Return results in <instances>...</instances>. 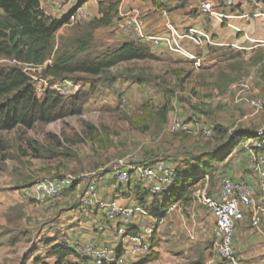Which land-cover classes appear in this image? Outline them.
<instances>
[{
    "label": "crops",
    "instance_id": "crops-1",
    "mask_svg": "<svg viewBox=\"0 0 264 264\" xmlns=\"http://www.w3.org/2000/svg\"><path fill=\"white\" fill-rule=\"evenodd\" d=\"M68 1L40 0V3L48 16L59 20L70 12ZM72 1L75 2V6L85 7L87 11L85 22L91 24L102 16L99 12V2L107 3L113 0ZM214 3L218 10L229 15L224 22L202 14L198 0H168L165 5L159 0H124L121 7L126 10L139 8L143 16L144 32L148 34L166 33L167 22L180 33L194 29L209 34L218 45H209L205 42L197 46L191 40H183V44L202 61L203 65L205 62L211 65L217 56L223 57L225 50L232 51L236 59L225 57L222 60L234 61L232 73L251 80L255 86L252 93L254 96L263 95L264 46L258 45L257 42L264 40V17H255V5L247 1L232 7H220L216 1ZM163 10L167 12V16L163 15ZM115 20L104 28L113 27ZM67 25L69 24L62 28ZM113 38L118 43L117 47L131 41L127 34L118 36L114 33ZM150 48L156 60L160 59L161 53L167 52L164 46ZM186 59L191 66L194 65L192 60ZM188 74L191 77L197 72L192 71ZM231 81L225 83L223 93L229 88ZM225 97L223 100L230 108L226 118H222L218 122L222 124L218 126L223 128L224 132H229L232 123L225 121L231 118L236 120L232 131L241 135L237 144L229 149L227 147L229 140L225 133L223 138L216 136L220 138L216 147L212 150H202L185 159L184 165L180 168L172 166L169 161H163L178 172L197 178L198 184H207L214 194L220 193L223 177L254 183L253 176L247 170L249 153L244 144L254 132L264 129L258 128L264 124V113L252 115L247 104H236L231 89L226 92ZM243 115L250 117L246 120L242 118ZM2 170L1 167L0 172ZM30 183L31 180L17 177V174L11 177L0 176V264H56L57 258L51 253L55 246L73 247L78 243H93L117 247L121 244L122 238L117 232L118 221L107 220L101 210L79 205L78 199L83 189L81 184L71 191H66L61 197L40 203L25 194L24 189ZM98 187L103 200L116 201L122 206L140 207L148 212L144 214L137 211L134 214L128 226L132 230L144 226L154 228L152 253L139 257L126 255V264H142L140 262L152 254H158V258L143 264H228L216 256L213 250L215 217L207 207L194 201L193 196L191 199L187 198L165 206L164 194L150 193L139 181L117 187L114 179L107 174L99 179ZM165 230L169 231L168 235L172 240L170 243L173 247L172 252L165 251L157 241L165 238ZM234 245L240 264H264V226L261 230L253 228L249 212L236 226ZM78 262L79 258L73 254L64 264Z\"/></svg>",
    "mask_w": 264,
    "mask_h": 264
},
{
    "label": "rangeland",
    "instance_id": "rangeland-1",
    "mask_svg": "<svg viewBox=\"0 0 264 264\" xmlns=\"http://www.w3.org/2000/svg\"><path fill=\"white\" fill-rule=\"evenodd\" d=\"M68 24L57 32L48 63L58 55L82 59L117 48L113 27L96 30L85 21ZM223 52V57L217 56L214 63L205 62L200 68L167 51L160 54L159 60L121 64L99 76L69 75L68 79L80 82L78 95L84 101L76 108H69L68 116L51 124L0 131V167L3 168L0 176L17 174L32 183L40 177H62L96 170V167L108 168L129 152L135 154V161L151 158L169 161L180 168L185 159L202 150H212L220 141L215 136L206 137L201 126L191 123L190 118L198 114L202 122L215 130L230 108L223 99L231 85L248 80L252 93L255 88L249 78L232 73L234 61L222 60L233 57L234 53ZM3 66L14 65L11 59L1 58L0 67ZM192 71L197 74L189 77ZM228 81H231L229 88L223 93ZM165 108L168 115L164 119L159 113ZM72 109L78 113L73 114ZM263 113L264 108L258 114H251ZM249 117L242 116L246 120ZM174 119L187 123L189 130H173ZM228 120L225 122L232 123V128L225 137L229 139L236 120ZM258 128H264V124ZM25 151L28 155H24ZM35 151L40 158L34 156ZM2 156L7 159L2 160ZM168 232L165 230V238L157 241L165 251L172 252Z\"/></svg>",
    "mask_w": 264,
    "mask_h": 264
},
{
    "label": "built area",
    "instance_id": "built-area-1",
    "mask_svg": "<svg viewBox=\"0 0 264 264\" xmlns=\"http://www.w3.org/2000/svg\"><path fill=\"white\" fill-rule=\"evenodd\" d=\"M123 1L120 0L118 16L112 28L113 33L118 36L127 34L132 42L149 47L164 46L167 51L192 60L196 68L202 66V61L184 46L183 40H191L197 46H201L205 42L209 45H218V42H215L207 33L194 29L180 33L170 22H167L168 31L164 34L145 33L141 10L139 8L126 10L121 7ZM159 1L165 5L168 0ZM214 1L220 7H232L247 1L255 5V17H264V0H198V7L202 14L221 22H224L229 15L218 10ZM67 5L70 6V23H82L86 20L87 11L83 5L75 6L76 4L72 0H69ZM163 15L167 16L165 10H163ZM257 43L264 46V40H259ZM11 60L14 66H18L30 76L38 97H42L47 90H56L60 95L70 97L81 89L80 82L75 80L57 79L45 75L44 70L48 61L42 65H34L15 59ZM230 89L234 102L247 104L251 108L252 114H258L264 108V96H254L248 80L234 82ZM190 119L191 123L201 126L206 137L214 136L212 126H208L205 121L202 122L201 116L193 115ZM172 127L173 130L181 132L189 130L188 124L179 119H174ZM231 136L237 140L238 135L232 134ZM244 147L249 153L247 170L253 176L254 183L223 177L219 194L212 193L207 184L200 185L193 192L194 201L207 207L215 217L213 250L216 256L228 264H240L234 245V233L236 226L245 218L246 213L250 214L253 228L261 230L264 226V129H260L253 136L248 137ZM134 158L135 154L129 152L117 158L108 168L101 167L62 177H40L25 187L26 195L37 202L44 203L49 199L61 197L69 189L82 184L83 189L78 199L79 205L88 209L101 210L107 220L119 222L117 232L122 238L119 246H99L93 243L75 244L73 249L79 258V262L76 264H126V255L139 257L152 253L154 228L144 226L132 230L128 227L137 211L144 214L148 212L140 207L122 206L116 201L103 200L98 181L106 174L114 179L117 187L127 185L132 181L135 183L139 181L150 193L160 195L172 188L180 173L163 161H135Z\"/></svg>",
    "mask_w": 264,
    "mask_h": 264
},
{
    "label": "trees",
    "instance_id": "trees-1",
    "mask_svg": "<svg viewBox=\"0 0 264 264\" xmlns=\"http://www.w3.org/2000/svg\"><path fill=\"white\" fill-rule=\"evenodd\" d=\"M119 5L120 0L107 3L100 1L99 12L102 16L91 23V28L96 29L111 24L118 16ZM69 17L70 14L58 20L48 16L42 9L40 0H0V59H15L34 65L44 64L50 57L57 32L68 24ZM146 60H156L151 48L129 41L94 57L77 59L73 55H58L54 61L46 65L44 74L57 79H68L69 75L75 74L99 76L121 64ZM79 92L64 97L56 90H47L42 97H38L30 76L18 66L0 67V131H12L17 128L33 129L37 124H51L63 119L68 116L69 108H76L78 103L84 101L82 95H78ZM72 111L73 114L78 113L75 109ZM159 115L165 119L168 109L165 108ZM225 133L220 126L215 127V137L223 138ZM232 134L238 137L237 140L232 136L228 139L229 149L241 139L239 133ZM34 156L41 157L36 151ZM6 159V156H2V160ZM179 173L180 176L175 180L172 188L163 193L165 206L186 200L196 189L193 188L198 184L197 178ZM51 253L57 258L56 264H64L69 256L75 255L73 247L65 245L53 247ZM157 258L158 254H152L140 263Z\"/></svg>",
    "mask_w": 264,
    "mask_h": 264
},
{
    "label": "bare ground",
    "instance_id": "bare-ground-1",
    "mask_svg": "<svg viewBox=\"0 0 264 264\" xmlns=\"http://www.w3.org/2000/svg\"><path fill=\"white\" fill-rule=\"evenodd\" d=\"M232 9V8H231Z\"/></svg>",
    "mask_w": 264,
    "mask_h": 264
}]
</instances>
